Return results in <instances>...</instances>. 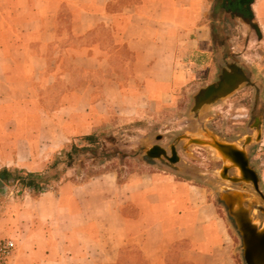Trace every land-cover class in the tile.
<instances>
[{"label": "crops", "instance_id": "obj_1", "mask_svg": "<svg viewBox=\"0 0 264 264\" xmlns=\"http://www.w3.org/2000/svg\"><path fill=\"white\" fill-rule=\"evenodd\" d=\"M227 17L250 30L232 56L249 61L264 94V0H0L9 264H238L230 221L186 150L170 167L127 157L82 182L70 168L41 190L15 177L47 174L69 145L146 116V105L160 116L188 82L210 78Z\"/></svg>", "mask_w": 264, "mask_h": 264}, {"label": "rangeland", "instance_id": "obj_2", "mask_svg": "<svg viewBox=\"0 0 264 264\" xmlns=\"http://www.w3.org/2000/svg\"><path fill=\"white\" fill-rule=\"evenodd\" d=\"M245 30H249V28L244 25H236L229 17L225 19V30H220V32L217 30L214 36L215 46L222 49L215 52V61L219 58V64L216 62L214 72L210 74V78L202 73L196 79L188 82L187 88L179 91L177 97L163 102L164 107H170L171 105L172 107L162 108L160 116L155 117L157 108L154 104L151 106L142 104L145 106L144 108H150L151 113L136 120L116 122L113 128H110L107 132L87 137L91 140L85 138L78 144L69 145L67 149L61 152L59 158L53 161L51 170L47 174L32 178L29 175L16 172L15 177L24 180L23 184L39 183L41 184V190L48 188L49 185L59 179L62 181L67 178L70 168L76 170L74 178L82 182L95 174L121 166L127 157H140L151 162L153 158L149 157L147 153L157 146L164 148L169 158H172L171 147H174L177 153L183 157L186 150L191 152L193 156L190 158L189 164L193 168L203 169L207 174L206 176L210 178V189L216 194V201L221 205L230 221L237 263L247 264L244 258L242 236L234 220L230 217L227 207L220 199L218 186L226 184L218 174L222 168V162L211 149L190 144L187 139L188 135L196 134L199 128L205 127L221 140L242 141L245 137L253 135L256 120L262 121L260 129L263 135L264 94H261L260 90L262 84L252 78L248 69L250 65L248 60L241 62L238 58L232 56V52L245 50L248 43ZM234 45H238V49H234ZM256 50L254 51L256 52ZM254 60L256 61L253 64H260V59ZM232 64L245 68L247 75L258 86L257 89L243 85L227 98L212 106L205 107L197 116L193 112L195 97L201 90L217 84L223 71L228 70V67ZM257 69L259 71L258 66ZM259 76L262 77L261 74ZM181 92L184 96L179 94ZM140 101L141 103L147 102L146 99ZM249 159L252 168L255 169L261 179L260 187L264 192V145H262V140L261 143L250 147ZM165 164L167 167L173 165L170 160H167ZM71 174L73 175V172ZM254 219L262 226L264 222L262 214H254Z\"/></svg>", "mask_w": 264, "mask_h": 264}, {"label": "water", "instance_id": "obj_3", "mask_svg": "<svg viewBox=\"0 0 264 264\" xmlns=\"http://www.w3.org/2000/svg\"><path fill=\"white\" fill-rule=\"evenodd\" d=\"M228 68L223 71L217 84L201 90L195 97L193 112L197 116L205 107L227 98L243 85L257 89L253 79L241 67L232 64ZM261 127L262 121L256 120L253 135L245 137L242 141L221 140L205 127L199 128L196 134L187 137L190 144L211 149L223 164L218 174L226 184L218 186L220 199L242 236L247 264H264V222L261 226L254 219V214L264 216V192L260 187L261 179L252 168L249 159L250 147L261 143L263 136ZM158 149L161 156L171 162L177 155L176 149L171 147L172 158H169L166 150L160 146L152 148L147 155L153 160H162ZM4 189L6 186L0 181V190Z\"/></svg>", "mask_w": 264, "mask_h": 264}, {"label": "built area", "instance_id": "obj_4", "mask_svg": "<svg viewBox=\"0 0 264 264\" xmlns=\"http://www.w3.org/2000/svg\"><path fill=\"white\" fill-rule=\"evenodd\" d=\"M16 249L15 241L7 238H0V264H9Z\"/></svg>", "mask_w": 264, "mask_h": 264}, {"label": "flooded vegetation", "instance_id": "obj_5", "mask_svg": "<svg viewBox=\"0 0 264 264\" xmlns=\"http://www.w3.org/2000/svg\"><path fill=\"white\" fill-rule=\"evenodd\" d=\"M158 154L161 156V151H160L159 149H158ZM161 158H162V160H166V161H167V159H166V158L164 159L163 156H161ZM173 159H174V157H173ZM166 161H165V162H166ZM222 165H223V164H222Z\"/></svg>", "mask_w": 264, "mask_h": 264}, {"label": "trees", "instance_id": "obj_6", "mask_svg": "<svg viewBox=\"0 0 264 264\" xmlns=\"http://www.w3.org/2000/svg\"><path fill=\"white\" fill-rule=\"evenodd\" d=\"M87 140H91L90 138H87Z\"/></svg>", "mask_w": 264, "mask_h": 264}]
</instances>
